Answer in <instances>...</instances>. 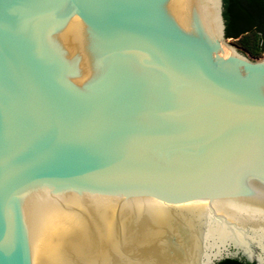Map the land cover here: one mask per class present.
I'll return each mask as SVG.
<instances>
[{
  "label": "water",
  "instance_id": "obj_1",
  "mask_svg": "<svg viewBox=\"0 0 264 264\" xmlns=\"http://www.w3.org/2000/svg\"><path fill=\"white\" fill-rule=\"evenodd\" d=\"M227 0H0V264H264V57Z\"/></svg>",
  "mask_w": 264,
  "mask_h": 264
},
{
  "label": "trees",
  "instance_id": "obj_2",
  "mask_svg": "<svg viewBox=\"0 0 264 264\" xmlns=\"http://www.w3.org/2000/svg\"><path fill=\"white\" fill-rule=\"evenodd\" d=\"M228 38L237 39L256 32L264 51V0H227ZM219 264H255L240 259H226Z\"/></svg>",
  "mask_w": 264,
  "mask_h": 264
},
{
  "label": "rangeland",
  "instance_id": "obj_3",
  "mask_svg": "<svg viewBox=\"0 0 264 264\" xmlns=\"http://www.w3.org/2000/svg\"><path fill=\"white\" fill-rule=\"evenodd\" d=\"M236 48L245 52L249 58L257 60L264 57V51L262 50V39L256 32L244 34L237 39H229Z\"/></svg>",
  "mask_w": 264,
  "mask_h": 264
}]
</instances>
